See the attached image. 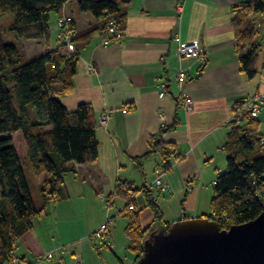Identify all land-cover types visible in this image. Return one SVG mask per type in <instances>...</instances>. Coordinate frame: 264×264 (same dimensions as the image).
Instances as JSON below:
<instances>
[{
    "label": "crops",
    "instance_id": "crops-1",
    "mask_svg": "<svg viewBox=\"0 0 264 264\" xmlns=\"http://www.w3.org/2000/svg\"><path fill=\"white\" fill-rule=\"evenodd\" d=\"M78 1L70 0L59 15L52 14L54 37L58 36L57 20H73L81 37L73 44V52L55 37V44L50 38L25 41L39 49L32 55L24 49L23 54L30 59L46 47L55 51L61 46L66 55L77 56L72 90L59 100L68 112L81 105L90 109L97 158L87 164L70 163L73 172L62 180L68 198L43 205L39 191L48 188L51 178L36 175L26 163L22 134L11 136L20 162L34 174L39 187L33 203L38 209L43 206L31 220V229L16 239L11 260L137 264L130 225L146 233L144 245L150 236L173 224L210 218L212 183L226 170L224 147L232 124L255 120V131L264 143V18L250 17L257 32L243 54L250 46H260L261 53L256 74L249 79L241 69L243 54L236 51L232 23L234 8L243 0H183L181 4L179 0H125L123 36L106 47L104 21L80 12ZM185 42L200 46L202 62L179 58L177 44ZM179 70L186 74L182 88L175 78ZM160 81L167 84L168 94L162 99L158 98ZM181 91L192 100L190 112L176 103ZM253 96L262 97L258 117L238 118L242 101ZM108 113L112 117L102 125L101 118ZM157 170L165 191L154 187ZM146 189L156 202L159 220L146 205ZM131 200L132 211L127 210ZM0 203V212H8L1 192ZM107 219L114 248L97 249L89 236ZM63 247L69 250L64 256L59 253ZM50 252L52 260L37 263ZM11 260L3 264H16Z\"/></svg>",
    "mask_w": 264,
    "mask_h": 264
},
{
    "label": "trees",
    "instance_id": "trees-1",
    "mask_svg": "<svg viewBox=\"0 0 264 264\" xmlns=\"http://www.w3.org/2000/svg\"><path fill=\"white\" fill-rule=\"evenodd\" d=\"M69 1L0 0V19L12 16L7 30L12 42L49 40L53 31L52 14L59 15ZM127 3L125 0H79L77 7L80 12L103 20L105 30L113 21L122 32L123 6ZM251 16L264 18V0H243L234 8L235 48L241 55L256 34ZM69 30L73 44L78 43L81 37L75 33L72 19ZM2 37L0 30V192L9 211L0 212V264L11 260L16 239L31 229V220L43 207L38 209L33 203L24 165L11 136L16 132L22 134L26 163L36 175L45 173L51 178L48 188L39 191L43 205L52 199L68 198L62 180L73 172L70 163L87 164L97 158L90 109L81 105L74 112H68L59 100L62 94L72 90L77 56L63 53L61 44L55 51L46 47L37 56L25 59L21 49L12 42H4ZM260 50V46H250L240 58L242 72L249 79L256 74ZM261 142L255 131V120L243 125L232 124L227 134L226 170L218 175L213 186L208 219L217 222L221 230L253 221L264 210ZM144 195L147 207L159 220L151 192L146 189ZM129 234L134 237L132 250L139 260L146 233L130 225Z\"/></svg>",
    "mask_w": 264,
    "mask_h": 264
},
{
    "label": "water",
    "instance_id": "water-1",
    "mask_svg": "<svg viewBox=\"0 0 264 264\" xmlns=\"http://www.w3.org/2000/svg\"><path fill=\"white\" fill-rule=\"evenodd\" d=\"M137 264H264V210L228 230L209 220L173 224L150 236Z\"/></svg>",
    "mask_w": 264,
    "mask_h": 264
},
{
    "label": "built area",
    "instance_id": "built-area-1",
    "mask_svg": "<svg viewBox=\"0 0 264 264\" xmlns=\"http://www.w3.org/2000/svg\"><path fill=\"white\" fill-rule=\"evenodd\" d=\"M182 1L183 0H179L178 4H181ZM178 8H180V6H178ZM70 22H71L70 18L58 20L57 26L59 27L60 30L58 32L57 38L66 47L67 51L73 52L74 51V45L72 42V33L69 30ZM106 31H107L106 36L103 40L104 47H106V46H108L114 42L120 41L122 36H123V32L118 30L117 24L113 21L109 22V24L107 25ZM174 40L177 42V39H174ZM177 54H178L179 58L183 59V60L195 59V60H199L201 62L204 60L200 46L195 42L178 43L177 44ZM175 78H176L177 85L180 88H182L183 84L186 81L185 72L183 70H179L176 73ZM158 90H159L158 98L159 99L164 98L168 94L166 82L160 81L158 84ZM261 100H262V97L253 96L252 98L245 99L244 101H242L240 107L238 108L237 117L238 118L249 117L252 119L257 118L261 112V109H262L261 108ZM176 103L178 104L179 107L184 109L186 112H190L192 110V100L188 97V95H186L182 91L179 93V95L176 99ZM111 117H112L111 113H108L105 116H103L101 118V124L104 125ZM261 144L264 145L263 142H261ZM155 174H156V179L154 181V187L156 189H160L161 191L167 190V187H165L161 182V174L162 173L159 170H157L155 172ZM212 185L215 186L216 181H214L212 183ZM101 198L104 202H106L105 196L102 195ZM128 209L130 211L134 210V205L128 206ZM109 222H110V219H107V221L105 223L101 224L89 236L94 247H96L97 249L106 248V249L113 250V248H114L112 245L111 239H110L111 238L110 234L108 233V229H107ZM68 251L69 250L67 247H63L60 249L59 253L62 256H64V255L68 254ZM53 257H54V255L52 252L47 253L43 257H40L39 259H37V263H41L44 260H47V261L52 260ZM12 260H13V262H16V264L17 263L22 264L19 261H16L14 259H12ZM28 264H32V263H28ZM77 264H81V263L77 262Z\"/></svg>",
    "mask_w": 264,
    "mask_h": 264
},
{
    "label": "rangeland",
    "instance_id": "rangeland-1",
    "mask_svg": "<svg viewBox=\"0 0 264 264\" xmlns=\"http://www.w3.org/2000/svg\"><path fill=\"white\" fill-rule=\"evenodd\" d=\"M11 21H12V16H10V15L5 16V17H2L0 19V30H1V33H2V36H3L2 39L6 43H11L12 42L11 39H10L11 34H10V32L7 31L8 30V25H9V23ZM260 22H262V21H260ZM255 26H256V24H255ZM256 27H259V26L257 25ZM49 41H50L51 44H55L56 43L55 42V37H54V32L53 31L51 33V36H50V40ZM12 43L15 44L16 47H18L22 51H24V49H25V51L27 52L26 54H28V53L31 54V55L32 54H35V52L39 49L38 47H35L34 46L35 44H33V43L32 44H28V43H22L21 44V43H15L14 41ZM28 45H30L31 47H27ZM260 53H261V51H260ZM260 128H262V127H260ZM15 143H16V147H19L18 146L19 145L18 142L15 141ZM24 172H25V175H26L27 180L29 182V188H30L31 196L32 197H35V196H37V193L39 191V187H38L37 183L35 182V176L30 171V169H27L26 167L24 168ZM223 172H225V170L222 171V173ZM153 204L156 207V202L155 201H153ZM130 205H133V201H132V203H129L128 206H130ZM128 206H127V210H129L128 209ZM143 254H144V247H143V250H142V252L140 254V257H143ZM12 263H13V261H12Z\"/></svg>",
    "mask_w": 264,
    "mask_h": 264
}]
</instances>
